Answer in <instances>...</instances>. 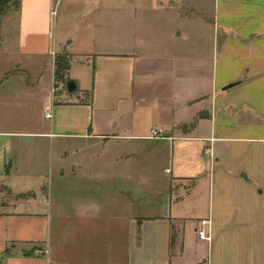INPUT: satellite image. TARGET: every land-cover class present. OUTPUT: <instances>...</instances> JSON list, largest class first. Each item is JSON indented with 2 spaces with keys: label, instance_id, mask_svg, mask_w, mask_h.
<instances>
[{
  "label": "crops",
  "instance_id": "1",
  "mask_svg": "<svg viewBox=\"0 0 264 264\" xmlns=\"http://www.w3.org/2000/svg\"><path fill=\"white\" fill-rule=\"evenodd\" d=\"M57 1L20 0L0 79V264H232L219 234L264 226V0Z\"/></svg>",
  "mask_w": 264,
  "mask_h": 264
},
{
  "label": "rangeland",
  "instance_id": "2",
  "mask_svg": "<svg viewBox=\"0 0 264 264\" xmlns=\"http://www.w3.org/2000/svg\"><path fill=\"white\" fill-rule=\"evenodd\" d=\"M14 1H12L11 6L9 7L8 11L6 14L2 17V23H1V29H0V79L4 77V69L10 65V64H17L19 62H22L23 67L25 68V65L29 62L30 58L27 55H24L20 59H16L17 55L16 53V45L14 42H12L13 38H15L18 35L19 28H20V22H19V8H16ZM67 0H58L57 3H55V13L56 15L54 16V19H57V14L59 15L64 8ZM69 49V48H68ZM62 50V49H61ZM67 52V49H66ZM68 53V52H67ZM70 57H74L76 55L74 54H69ZM50 56L46 57L45 61H50ZM45 64V63H44ZM50 65V64H49ZM48 65V67H49ZM81 74L84 78H86V75H84L82 68H80ZM50 72V70H49ZM36 74V71L31 70L28 71L26 70L25 75L26 77L30 76L31 78H34ZM70 79V76H68ZM46 80H49V84L51 82L50 76L47 74L46 77L44 78ZM74 80L75 79H70ZM69 80V81H70ZM83 80V79H82ZM90 81V76L87 78V82ZM67 83H62L65 86L66 91L69 93V95H72L75 93L77 90L74 92H69L67 90ZM1 188V187H0ZM264 226L259 222L255 221L253 222L252 225L247 227L242 228V230L245 232V235L240 234L239 232L237 234L234 233V231H222L219 234V237L217 238V244L219 245L218 247V253L223 255L224 252V238L228 234V240L230 241L229 243L232 244L231 246L228 247V254L230 255V258L232 260V264H247V261L253 262L254 264H264ZM231 233H233L231 235ZM221 242L219 243L218 241ZM201 242L203 240H200ZM223 241V242H222ZM204 242V241H203ZM205 244L207 243L206 241L204 242ZM222 243V246H221ZM235 243H237V248L235 246ZM234 245V246H233ZM226 251V250H225ZM246 251L247 255H243V253ZM206 253V251H205ZM244 259H246L244 261Z\"/></svg>",
  "mask_w": 264,
  "mask_h": 264
},
{
  "label": "trees",
  "instance_id": "3",
  "mask_svg": "<svg viewBox=\"0 0 264 264\" xmlns=\"http://www.w3.org/2000/svg\"><path fill=\"white\" fill-rule=\"evenodd\" d=\"M12 1L13 0H0V29H1L2 17L8 11ZM14 4L16 8H19L20 0H15ZM71 60L72 57H70L69 53L67 52H61L56 55L55 57L56 87H58L61 83H66L70 80L68 77V71L71 66Z\"/></svg>",
  "mask_w": 264,
  "mask_h": 264
},
{
  "label": "built area",
  "instance_id": "4",
  "mask_svg": "<svg viewBox=\"0 0 264 264\" xmlns=\"http://www.w3.org/2000/svg\"><path fill=\"white\" fill-rule=\"evenodd\" d=\"M52 116L51 114V106L46 107V117L50 118ZM152 136L156 138H162L164 137L163 131L160 129H153L152 130ZM211 221L210 219H203L200 222V226L197 228V234L200 239H205L210 241L212 239L211 235Z\"/></svg>",
  "mask_w": 264,
  "mask_h": 264
},
{
  "label": "water",
  "instance_id": "5",
  "mask_svg": "<svg viewBox=\"0 0 264 264\" xmlns=\"http://www.w3.org/2000/svg\"><path fill=\"white\" fill-rule=\"evenodd\" d=\"M230 86L231 85H229L228 87H230ZM77 88H78V85H77L76 81H74V80L68 81V83H67V90L69 92H74L75 90H77Z\"/></svg>",
  "mask_w": 264,
  "mask_h": 264
}]
</instances>
